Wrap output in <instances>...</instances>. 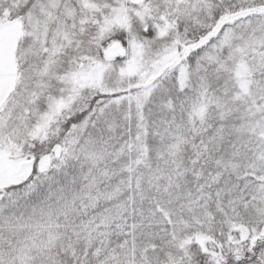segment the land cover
I'll return each mask as SVG.
<instances>
[{
  "label": "snow or ice",
  "instance_id": "obj_1",
  "mask_svg": "<svg viewBox=\"0 0 264 264\" xmlns=\"http://www.w3.org/2000/svg\"><path fill=\"white\" fill-rule=\"evenodd\" d=\"M0 264H264V0H0Z\"/></svg>",
  "mask_w": 264,
  "mask_h": 264
}]
</instances>
